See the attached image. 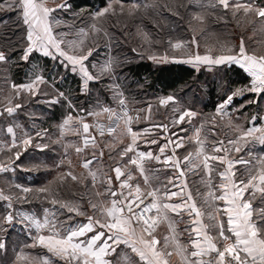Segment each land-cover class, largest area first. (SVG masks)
I'll use <instances>...</instances> for the list:
<instances>
[{"label":"crops","instance_id":"0c3cea01","mask_svg":"<svg viewBox=\"0 0 264 264\" xmlns=\"http://www.w3.org/2000/svg\"><path fill=\"white\" fill-rule=\"evenodd\" d=\"M53 9L55 11L50 14V23L52 24L53 33L64 40L61 47L69 55H88V52L91 51V55H88V59L83 63L94 79L88 81L85 85L79 65L75 66L76 71H72V66L67 65V61L61 64L59 60L45 57L40 52H34L27 61L22 59L24 52L19 59H13L4 52L7 59L4 62H0V87L4 84L10 95L5 96L4 92L6 90L3 89L2 91L0 89V157L3 153H6L10 154L9 157L11 158L4 161L0 159V165H7L10 168L8 172L0 173V191L11 199L10 201L0 199V221L4 225L2 229L8 230V227H10V231L14 234L26 235L27 238L30 234L33 238L41 234H51L49 227H45L37 233L30 221L21 223L22 218L17 214L24 213L34 216L41 223L44 222L47 216L50 223L56 224L61 235H67L68 229H75L81 224H86L88 216L100 218V213L111 205L113 199H116L109 195V177L111 178V190L123 191L127 195L128 188L121 189L120 185L129 173L132 176L129 183L132 185L134 195L136 194V185L140 186L141 193H147L154 188L159 189L160 194L168 190L179 193V195L172 196L166 200L168 203L176 204L181 203L182 199L186 200L187 195L191 193L193 200L184 205L185 211L182 212L181 216L169 213L177 221L175 226L181 244H188L189 234L185 229L192 227L193 217L189 216L187 209L193 202L202 213L201 217L196 219L201 220L205 225L223 222L225 227H227V215L224 213V209L228 207L227 200H214L208 196L210 191L214 196H219L224 191L220 187L222 181L219 173L228 170L230 175L234 173V179L238 181L240 179L247 180L250 174L258 175L260 169L264 168V163H261L264 161V144L255 139L261 133H254L247 140H238V137L248 128L253 126L256 128L264 127V93L258 94L248 90L252 84L253 77L238 64L225 63L216 65L197 62L195 61L196 55L172 60L150 57V61L154 65L179 64V66L184 65L195 69L197 72L203 70L208 74H213L217 66H227L228 69L236 67L249 78L247 84L230 92L229 95L234 93L235 95L231 104L228 105L225 113H223L227 121L236 120L241 124V130L236 134L237 137H233V141L238 140V142L233 144L230 143L231 140L227 137V134L223 135L222 131L218 132L217 128L212 125V120H215L214 113H216L217 106L212 111H205L204 102L200 103L199 101V91H197L196 95L192 91L190 95L186 96V99L174 94L159 96L156 99L146 100L144 103H139L135 98H127L121 84L123 78L114 70L115 66H113L110 45H106L104 50V46L100 47L97 44V39L94 40L92 38L93 36L90 38L77 37L78 42L72 49L67 37L59 35L57 32L63 31L68 27L70 30L74 28L79 31V29L65 22L59 16H57L59 17V23H56L55 19H53V14L65 10L59 7H53ZM21 23L23 24L22 19ZM23 26L26 29L27 36V26L24 24ZM88 30L80 29L79 33H87ZM97 32L98 30L96 29L94 34ZM238 53L235 55H238ZM207 56L215 58L210 55ZM109 62H111L110 69L105 70V66ZM16 69H21L19 75L15 71ZM36 76H42L44 79L35 85L32 92L24 88L14 87V85L29 84L35 80ZM61 93L63 95H60ZM169 96L174 99L168 101L167 98ZM121 97L129 101L138 115L135 122H131L128 126L132 132L138 134L135 145L136 152L128 153L123 159H121L120 154L132 140L123 120L118 122L114 133L107 139L97 138L91 128L93 120L109 118L108 114L102 112L101 109L108 107L115 110V106ZM162 101L167 102L163 103ZM250 101L254 102L250 103ZM11 103H13L12 108L14 111L9 114L7 105ZM17 104L21 105V107L16 108L15 105ZM95 112L100 114L98 116L89 115V113ZM185 112H190L193 115L185 116L184 121L180 122L179 116ZM210 112L213 114L212 119L209 117ZM69 115L73 117V120L67 127L62 129L60 126ZM254 117L256 118L255 120H253ZM83 123H87L90 126L88 134L83 133ZM165 125L167 126L166 128L163 127ZM8 127L13 128V133L7 132ZM182 129L184 131H181ZM37 133H40V135H37ZM85 136L89 138L90 142L85 145L86 153L81 157L80 166L83 168L85 160H93L89 169L96 175L95 179H92L91 185L97 191L94 204L100 211L91 209L90 213L80 211V214H77L76 211L70 212L64 207L57 209L54 205L55 203L50 201L33 203L36 206L45 204L47 207L31 210L30 212L24 208L16 207L18 202L12 196H9L7 192L8 186L17 187L19 185L17 188L24 189L29 183L31 185L35 184L38 179V173L24 168L25 163H28L25 161V156L31 155L42 160V162L46 160V162H49L48 164H51L52 169L55 170L57 166L60 167L63 158H68L70 161L73 155H79L74 152L73 148L80 142L84 143ZM28 137L32 138L31 144L23 145L21 141ZM180 137L184 138L182 141L183 146L177 148L175 144L181 142L178 139ZM13 140L16 141L15 145H13ZM93 140L94 143L92 142ZM152 140H155L156 143H151ZM225 140L228 143L226 145H224ZM197 141L203 142L202 150ZM161 147H164L163 153L160 151ZM213 147H219L221 151L213 152ZM237 147L240 148V151H236ZM17 151L21 152V156L19 160H14ZM198 151H200V157L197 162L201 164V167L195 171L187 170V166L183 163V158L189 153H193L195 156ZM101 152H103L102 156L100 155ZM139 152H151L153 157L159 156L160 159H149L145 156L143 159H137L136 165L129 163V157H135ZM173 153H175L173 158L181 161L180 168H185L183 177L179 174L180 169L173 166L171 162L168 164L164 163L165 158L173 156ZM205 155H215L221 158L209 161L211 169L210 180L207 175L208 170L202 167ZM230 161L232 162V167L229 170ZM32 164H34V161ZM140 165L144 168V175H141L139 171L138 166ZM65 166L69 167L67 164ZM117 166L121 167L122 172L125 173V175L120 177V180L116 179V174L113 171ZM145 176L148 178L147 183H145ZM170 179L172 183H169ZM185 182L186 187H184ZM223 183L227 184L229 190L231 189L230 183L227 181H223ZM256 183L259 187L258 182ZM173 184L179 187H173ZM181 187H183V192H181ZM251 191L252 189H249L248 192H245L244 197L249 198V192ZM150 200V197H144V203H149ZM261 200L262 193L256 191L255 197L252 199L254 209L264 207V203H261ZM9 203H11V207L8 206ZM23 204L24 206L28 205L27 203ZM8 213H12L15 218L11 224L3 219ZM210 214L215 215L216 220H212ZM153 215L154 213L151 216ZM131 227L135 229V238L139 239L143 227L142 221L139 224L133 222ZM208 231L214 236L217 234L211 228ZM93 234V232H89L86 236L74 238V242H83L82 246H84L87 243V239ZM154 235L163 243L164 237L169 235L167 222L160 223L155 229ZM0 243L5 245V241H0ZM137 246L139 247L140 245L138 244ZM114 247L116 248L115 254L109 252L108 255L102 256L103 260L110 261L111 264H129L130 261L132 264H146V261H140L139 257L132 253L131 248L127 245L121 243L118 247ZM157 247H160V245ZM172 250L171 247L168 249V251ZM189 251H191L190 246ZM6 252V247L0 249V253L5 254ZM48 254L54 264H65L64 260L52 256L51 253ZM89 259L93 260L91 257ZM167 259L169 264H185L182 257L175 254V252ZM73 264H76V262L73 261Z\"/></svg>","mask_w":264,"mask_h":264},{"label":"snow or ice","instance_id":"6c2138e0","mask_svg":"<svg viewBox=\"0 0 264 264\" xmlns=\"http://www.w3.org/2000/svg\"><path fill=\"white\" fill-rule=\"evenodd\" d=\"M218 3L223 6L224 9L230 7V0H218ZM150 5H145L149 7ZM155 6V5H151ZM59 8H67L66 3L58 4ZM135 7V5H134ZM231 7L235 10L243 9L245 13L249 12L252 5L241 3L240 0H232ZM0 9H7L9 11L18 12L23 24L27 26V36L28 41L27 47L24 49V54L22 59L27 61L29 56L34 52H40L45 57H50L53 60H59L61 64L67 61V65H71V70L76 71V65L80 66V72L84 78L85 85L88 81L94 79V77L88 72L87 67L84 65V61L88 59V55H91V51L88 55H69L66 50H64L61 45L64 43L63 39L58 38L56 34L53 33L52 24L50 23V14L55 11L53 8H49L46 5V0H0ZM108 11L105 8L103 12L96 13L97 16H103ZM256 15L260 18H264V8H260L256 11ZM54 19V18H53ZM59 23V21H56ZM63 35V34H61ZM179 47V45H177ZM62 58V59H61ZM6 56L3 51H0V62L6 61ZM195 61L203 63H213L216 65L232 63L238 64L245 72L253 77L252 84L248 89L250 92H255L258 94L264 93V56L249 55L245 52L243 46V41L239 48L238 55H221L216 58H211L209 56L200 55L195 56ZM65 65V66H67ZM111 62L105 66V70L110 69ZM42 76H36L35 80L29 84L20 85L14 87H20L27 89L32 92L36 84L43 81ZM60 95H63L62 93ZM233 95L227 96V98L218 105L216 111L217 113L223 114L227 109L228 105L231 104ZM172 96L167 98L168 101L173 100ZM57 102V101H53ZM166 103L167 101H162ZM254 102V101H250ZM119 104L123 107L125 101L121 99ZM16 108L21 107V105H15ZM14 109L12 107L7 108V112L12 114ZM102 112L107 113L110 120H113L114 124H118L120 120L124 121L127 131L132 137L131 143L122 150L121 159L130 152H136V142L137 133L132 132L131 128L128 127L132 122V117L128 116L126 110L122 113L116 112L112 108H102ZM100 113H89V115L98 116ZM193 115L190 112H185L179 116V121L183 122L185 116ZM256 118L254 117L253 120ZM73 120V117L69 115L60 126L62 129L67 127L69 123ZM99 131L103 135V126L100 125ZM163 127H167L166 125ZM83 133H89V124H82ZM114 129L110 127L108 129L111 133ZM181 131H184L183 129ZM8 133H13V128H7ZM260 132L261 135L255 137L261 144H264V127L256 128L255 126L248 128L238 137V140H247L248 137L254 135V133ZM40 135V133H37ZM198 135V132H197ZM181 142L176 143L175 147L179 148L183 146L182 137L178 138ZM237 141H230V143H237ZM32 142V138L28 137L21 141L23 145H29ZM89 138L85 136L84 144L89 143ZM94 143V140L92 141ZM151 143H156L152 140ZM203 149V142L197 141ZM16 141L13 140V145ZM75 151L80 153L82 149L76 147ZM161 153L164 152V147L160 149ZM213 152L221 151L219 147H213ZM236 151H240L237 147ZM103 155V152L100 153ZM173 156L166 157L164 160L165 164L171 162L173 166L180 169V176L183 177L185 174V168H180L181 161L179 159H174ZM21 152L17 151L14 156V160H19ZM147 156L149 159L159 160L160 157H153L151 152L143 153L139 152L135 157H129V163L136 165L137 159H143ZM200 157V151H198L195 156L193 153H189L183 158V163L187 166V170L195 171L197 168L201 167V164L197 161ZM221 159L215 155L209 156L205 155L202 162V167L207 171L209 180L211 178V169L209 165L210 160ZM93 163V160H85L83 163L84 168H89ZM261 163H264L262 161ZM141 175H144V168L142 165L138 166ZM229 170L232 167V162H229ZM10 170L7 165H0V173L8 172ZM116 174V179L120 180V177L125 175L122 172L121 167L117 166L113 169ZM71 175V173H69ZM93 179H95V173H91ZM221 177L220 187L224 189L221 195L214 196L210 191L208 196L214 200H227L228 207L224 209V213L227 215V227L223 222L213 223L212 225H205L201 220L196 219L201 217L202 213L197 208L196 204L193 202L187 209L189 216L193 217L192 227L186 228L185 231L189 234L188 244L184 245L180 243L179 236L177 235L176 223L169 213L175 214V216H181L182 212L185 211L184 205L193 198L191 193L187 195V199L183 200L181 203L171 204L166 202L172 196H177L179 193L170 192L165 190L163 194H160L159 189L154 188L152 191L147 193H141L139 185L135 186V195L132 192V185L129 183L132 176L129 173L127 178L121 182V189L128 188L127 195L123 191H113L111 190V178L109 177V195L115 197L111 201V205L107 207L104 211L100 213V218H94L93 216H88L87 223L81 224L75 229H68L67 235H61L60 231L57 229L56 224L50 223L45 217L43 223L34 216H30L24 213H18L23 221H30L31 225L35 227L37 233L45 227L50 228L51 234L49 235H37L33 238V247L40 246L47 250V253H51L52 256L58 257L65 261V264H111L110 261L102 259V256H106L111 252L115 254L116 248L114 246H119L123 243L131 248L132 253H135L139 257L140 261H146V264H169L168 257L175 254L180 255L185 261V264H264V207L254 209L252 206V199L255 197V192L259 191L262 193L261 203H264V168L260 169L258 175L250 174L247 180L234 179V173L229 174V171L219 173ZM72 179H77L72 176ZM227 181L231 184V189H228L227 184L223 183ZM148 182L147 176H145V183ZM259 187L257 186V183ZM172 183V180H169ZM186 182L184 187H186ZM19 187V185H17ZM173 187H179L173 184ZM249 192V198L244 197V193ZM27 193L29 189L24 188L22 190ZM44 191V190H42ZM181 192H183V187H181ZM150 197L149 203H144V197ZM26 199V197H24ZM0 199L10 201V197L5 196L2 191H0ZM19 199V197H18ZM207 202V201H206ZM143 205V207H141ZM11 207V203L8 205ZM68 211H76L80 214V210L75 208L71 204H65ZM94 211H100L96 205H92ZM47 211V210H45ZM148 213H154L153 216H148ZM255 213V216H254ZM194 214V216H193ZM212 220H216V216L210 214ZM4 221L11 224L15 219L12 213H8L4 218ZM142 221V232L139 239L135 238V229L131 227L132 223L137 224ZM167 222L169 235L164 237L163 243L154 235L155 229L160 223ZM211 228L216 231V235L210 234L208 229ZM93 232L94 234L87 239L86 245L82 246L83 242H74V238L81 236H86L87 233ZM194 234V235H193ZM140 245L139 247L137 245ZM160 245V247H157ZM189 246L191 251H189ZM5 247L4 243H0V249ZM172 251H168L169 248ZM89 257L93 258L90 260ZM208 257V259H204ZM35 264H54L51 257H47L46 254L41 256L37 254ZM129 264H132L130 261Z\"/></svg>","mask_w":264,"mask_h":264},{"label":"rangeland","instance_id":"374dc122","mask_svg":"<svg viewBox=\"0 0 264 264\" xmlns=\"http://www.w3.org/2000/svg\"><path fill=\"white\" fill-rule=\"evenodd\" d=\"M82 2L83 0H46V5L53 8L58 4L66 3L68 7L63 10L67 11L75 4L83 5ZM89 2L93 4L94 0H89ZM105 2L104 8L96 3L95 8L91 5L92 10L84 5L79 12L70 13L74 17L73 22L79 25L76 27L79 31L85 29L82 27L89 29L87 33H79L74 28L70 30L68 27L57 32L67 37L72 49L78 42L77 37L90 38L91 35L95 37L94 31L103 29L107 36L125 50L144 52L149 58L160 57L172 60L194 55H210L215 58L221 55H235L239 51L241 41L248 54L257 57L264 56V18L256 15L258 9L264 8V0H240L241 3L252 5L247 13L243 9L235 10L231 7L232 0H230L228 9H224L218 0H105ZM145 5L150 6L145 7ZM105 8H108V11L103 16L96 15L98 12H103ZM6 12L10 11L0 9V17ZM57 16L61 17L59 12L53 14L55 21H59ZM83 18L86 19V21L83 20L84 23L80 21ZM16 23V17L0 18V51L4 43L7 48L10 47L9 50L15 40L21 39V34L15 37ZM80 24L81 28H79ZM217 81L221 94H226L227 98L231 91L223 89L226 83L222 73L219 74ZM206 85L205 82H201L200 88L206 89ZM0 89L6 90L4 84ZM4 95H10L8 90L4 92ZM200 98L203 99V91H200ZM201 99L199 101H202ZM221 102L217 104V107ZM7 107H13V103L8 104ZM212 116L210 112V119ZM214 116L215 120H212V125L217 128L218 132L222 131L223 135L227 134V137L233 141V137L236 138V134L241 130L240 122L227 121L226 116L217 111ZM94 121L96 120L92 122V130ZM226 141L224 145L228 144ZM79 146H84L86 150L85 144L80 142L74 146V152ZM85 150L80 153L76 152L80 156L73 155L70 161L68 158H63L62 164L55 170L46 160L42 162L31 155L25 156V161L28 163H25L24 168L38 173V179L35 180V184L29 183L28 186H24L29 189L27 193H24L21 188L8 186L9 196L18 202L16 207L30 212L47 207L45 204L36 206L33 203L50 201L55 203L57 209L63 208L65 204H71L83 213L86 211L90 213L93 210L92 205H95L97 191L91 185L93 181L91 170L80 166L81 157L86 153ZM9 156L10 154L3 153L0 159L1 161L8 160L11 158ZM33 161L34 164H32ZM65 164L69 166V169ZM72 176L77 179L73 180ZM23 203L28 205L24 206ZM3 226V222L0 221V241H5L7 252L0 253V264H35L37 254L50 256L45 248L38 245L32 246L31 234L27 238L26 235L14 234L10 231V227L8 230H3Z\"/></svg>","mask_w":264,"mask_h":264},{"label":"trees","instance_id":"16d2710c","mask_svg":"<svg viewBox=\"0 0 264 264\" xmlns=\"http://www.w3.org/2000/svg\"><path fill=\"white\" fill-rule=\"evenodd\" d=\"M82 3L83 5L75 4L69 10L59 12V15H61V18L65 22L78 27L79 25L73 22L74 17L70 14L71 12H79L84 5L90 7V10L93 8L91 5H94L95 8L96 3L101 8L106 6L105 0H94L93 4H90L89 0H83ZM11 17H16L17 21V28L14 32L16 33L15 37L21 34V39L19 41L15 40L9 50L8 48L10 47L7 48L4 43L1 45V51L13 59H19L27 46L26 29L16 11L6 12L0 18L8 19ZM83 20L86 21L85 18L80 19L82 23H84ZM18 27L20 28L18 29ZM79 28H81V24ZM82 28L87 29V27ZM94 35L95 37L92 38L94 40L97 39V44L100 47L104 46V50L106 45H110L113 66H115L114 70L123 78L121 84L123 85L125 95L129 99L135 98L139 103L169 94L178 95V97L182 98L185 97L184 99H186V96L190 95L192 91L194 95H196L197 91H203V99L200 98L202 100L200 103L204 102L205 111H212L221 100L223 101L226 98V94H221L217 81L220 73L223 74L226 83L223 89H227L228 92L242 87L249 82V78L236 67L228 69L227 66H221L217 67L213 74H208L203 70L197 72L195 69L184 65L179 66V64L154 65L147 56L148 54L136 52V50H125L121 45L116 44L112 38L107 36L103 29H99ZM15 71L18 75L21 73V69H16ZM201 82L207 84L206 89L200 88ZM193 100L196 102L195 99Z\"/></svg>","mask_w":264,"mask_h":264},{"label":"built area","instance_id":"2783aa9c","mask_svg":"<svg viewBox=\"0 0 264 264\" xmlns=\"http://www.w3.org/2000/svg\"><path fill=\"white\" fill-rule=\"evenodd\" d=\"M121 99H123L125 101V104L123 107L119 104V101ZM121 99L117 102V104L115 106V111L118 113H122L123 110H126L128 113V116L132 117V122H135V120L138 118L136 110H134V108L130 105V103L124 97H122ZM100 125L103 126V132H104L103 135H101L100 131H99L98 126H100ZM116 125L117 124H114L113 120H110L109 118H106L103 120L97 119L93 123V130H94V133H95L97 138L104 139V138H107L108 136H110L112 133H114ZM110 127H112L114 129L111 133H109V131H108V129ZM79 147L82 149V152L85 150L84 146H79ZM152 214L153 213H150V214H148V216H151ZM205 259H208V257H206Z\"/></svg>","mask_w":264,"mask_h":264},{"label":"bare ground","instance_id":"6f19581e","mask_svg":"<svg viewBox=\"0 0 264 264\" xmlns=\"http://www.w3.org/2000/svg\"><path fill=\"white\" fill-rule=\"evenodd\" d=\"M148 214H150V213H148ZM148 214H147V215H148Z\"/></svg>","mask_w":264,"mask_h":264}]
</instances>
